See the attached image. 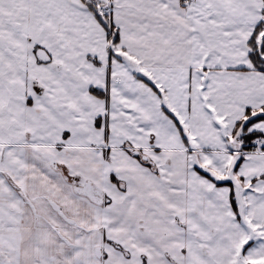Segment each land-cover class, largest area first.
<instances>
[{"label": "snow or ice", "instance_id": "obj_1", "mask_svg": "<svg viewBox=\"0 0 264 264\" xmlns=\"http://www.w3.org/2000/svg\"><path fill=\"white\" fill-rule=\"evenodd\" d=\"M0 264H264V0H0Z\"/></svg>", "mask_w": 264, "mask_h": 264}]
</instances>
